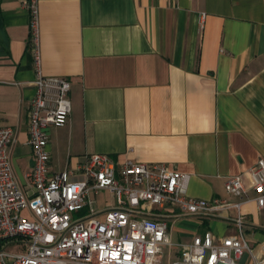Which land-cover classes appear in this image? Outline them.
<instances>
[{
	"label": "crops",
	"instance_id": "crops-1",
	"mask_svg": "<svg viewBox=\"0 0 264 264\" xmlns=\"http://www.w3.org/2000/svg\"><path fill=\"white\" fill-rule=\"evenodd\" d=\"M24 2L0 0V128L16 132L10 161L27 192L35 71ZM38 10L41 72L71 84V114L49 131L51 174L98 153L117 166L188 174L191 198L238 201L225 181L241 176L248 185V171L264 161V0H43ZM254 197L248 190L240 212L216 216L168 207L141 215L167 221L165 264L194 236L237 237L239 216L252 255L264 261V208ZM108 208L95 203V216ZM252 255L238 264H252Z\"/></svg>",
	"mask_w": 264,
	"mask_h": 264
},
{
	"label": "built area",
	"instance_id": "built-area-1",
	"mask_svg": "<svg viewBox=\"0 0 264 264\" xmlns=\"http://www.w3.org/2000/svg\"><path fill=\"white\" fill-rule=\"evenodd\" d=\"M25 0L29 14L27 48L31 55L35 93L28 107V144L34 163L28 174L30 189L16 181L10 148L16 141L12 128H0V264H165L168 224L164 219L141 215L153 207H168L187 217L216 216L247 200L248 190L259 209L264 208V161L248 171V185L241 176L228 178L225 192L238 199H196L187 195L188 174L164 166L125 162L117 166L104 154H89L73 169L50 173L49 131L65 125L71 114L67 78L41 72L38 3ZM82 176V180H71ZM108 191L114 206L95 216L98 195ZM88 207L89 215H80ZM25 212V213H24ZM80 215L78 219L74 215ZM237 237L216 239L210 234L194 236L179 244L180 255L169 264H238L244 253L252 255L242 222L236 220ZM18 246L22 253L8 252ZM252 264H264L253 255Z\"/></svg>",
	"mask_w": 264,
	"mask_h": 264
},
{
	"label": "rangeland",
	"instance_id": "rangeland-1",
	"mask_svg": "<svg viewBox=\"0 0 264 264\" xmlns=\"http://www.w3.org/2000/svg\"><path fill=\"white\" fill-rule=\"evenodd\" d=\"M90 198L96 200V207H99V208L100 207L102 208L104 206L111 207L112 206L111 204H115V197L111 193H109L108 191H102L98 195H95V196L92 194L90 196ZM86 208H87V210H84L83 215H85L84 214L85 212H87V211L89 212L88 207H86ZM79 216L80 215L75 214L74 218L78 219ZM182 243H184V242H182ZM163 251H164L165 254H167L168 253L167 252L168 251V247L165 246L163 248ZM8 252H10L12 254H17V253H22L23 250L19 249L18 246H10L8 248Z\"/></svg>",
	"mask_w": 264,
	"mask_h": 264
}]
</instances>
